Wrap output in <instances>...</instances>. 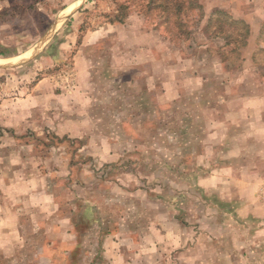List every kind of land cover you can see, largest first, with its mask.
<instances>
[{
	"label": "rangeland",
	"instance_id": "1",
	"mask_svg": "<svg viewBox=\"0 0 264 264\" xmlns=\"http://www.w3.org/2000/svg\"><path fill=\"white\" fill-rule=\"evenodd\" d=\"M0 52V264H264V0H0Z\"/></svg>",
	"mask_w": 264,
	"mask_h": 264
},
{
	"label": "bare ground",
	"instance_id": "2",
	"mask_svg": "<svg viewBox=\"0 0 264 264\" xmlns=\"http://www.w3.org/2000/svg\"><path fill=\"white\" fill-rule=\"evenodd\" d=\"M73 5V4H72ZM73 7L72 6H69L68 8H66L64 11L65 12H71V9H72ZM64 11H62V12H64ZM66 15V13H61L60 15H59V17L57 18V22H60L61 20H62V17H64ZM64 21H65V19H64ZM51 33L52 32H49V34H47V36H46V38L42 41V43H40V44H38V47H36V49L34 50V52L36 51L37 52V50L40 48V47H42L43 46V44L46 42V40H47V37H49L50 35H51ZM31 52V51H30ZM32 53V52H31ZM34 55V54H33ZM25 61V60H24ZM3 63H6V64H10L11 62H9V61H5V62H3ZM1 65V64H0Z\"/></svg>",
	"mask_w": 264,
	"mask_h": 264
},
{
	"label": "crops",
	"instance_id": "3",
	"mask_svg": "<svg viewBox=\"0 0 264 264\" xmlns=\"http://www.w3.org/2000/svg\"><path fill=\"white\" fill-rule=\"evenodd\" d=\"M67 6H65L64 8L60 9V11L66 9ZM228 10H232V7L230 5L227 6ZM223 10H227L226 8L222 7Z\"/></svg>",
	"mask_w": 264,
	"mask_h": 264
},
{
	"label": "trees",
	"instance_id": "4",
	"mask_svg": "<svg viewBox=\"0 0 264 264\" xmlns=\"http://www.w3.org/2000/svg\"><path fill=\"white\" fill-rule=\"evenodd\" d=\"M49 48H50V47H49ZM49 48H48V49H49ZM48 49H46V50H48ZM4 55H5V53L0 52V57H5Z\"/></svg>",
	"mask_w": 264,
	"mask_h": 264
},
{
	"label": "water",
	"instance_id": "5",
	"mask_svg": "<svg viewBox=\"0 0 264 264\" xmlns=\"http://www.w3.org/2000/svg\"><path fill=\"white\" fill-rule=\"evenodd\" d=\"M43 41V40H42ZM42 41H41V43H42Z\"/></svg>",
	"mask_w": 264,
	"mask_h": 264
}]
</instances>
